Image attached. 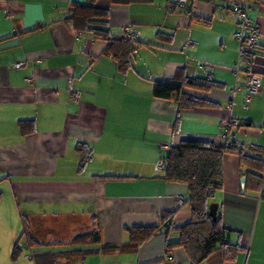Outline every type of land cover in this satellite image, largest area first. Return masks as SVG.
I'll use <instances>...</instances> for the list:
<instances>
[{
	"label": "crops",
	"instance_id": "1",
	"mask_svg": "<svg viewBox=\"0 0 264 264\" xmlns=\"http://www.w3.org/2000/svg\"><path fill=\"white\" fill-rule=\"evenodd\" d=\"M262 1L251 3L248 16L260 35L251 70L263 92L245 98L247 65L238 76L232 69L237 20L219 3L187 0L169 10L172 0H0V264H34L26 255L11 259L20 214L36 222L40 241L67 244L95 218L102 242L123 246L128 231L159 225L162 213L173 214L166 236L162 228L137 249L100 252L83 263H190L179 247L165 253V240L177 241L191 210L187 187L164 180L156 167L160 145L194 140L264 152ZM85 4L107 9L113 36L132 25L140 42L128 73L103 55L107 42L73 30V5ZM17 62L23 66L14 68ZM179 73L213 81L217 86L198 94L211 104L179 110L152 97V81L172 82ZM177 114L181 123L173 133ZM24 120L34 121L33 133H19ZM238 121L248 126L238 128ZM224 122H233L227 142ZM79 143L91 149L85 162ZM244 171L236 155L224 154L221 186L209 200L229 242L244 251L225 262L216 251L201 264H264V182L262 192L245 189Z\"/></svg>",
	"mask_w": 264,
	"mask_h": 264
},
{
	"label": "trees",
	"instance_id": "2",
	"mask_svg": "<svg viewBox=\"0 0 264 264\" xmlns=\"http://www.w3.org/2000/svg\"><path fill=\"white\" fill-rule=\"evenodd\" d=\"M112 3H128L130 1L148 0H111ZM251 3L261 0H250ZM264 3V1H262ZM107 9L96 8L93 4L73 5L70 18L72 28L76 32L87 33L92 39L107 42L103 55L110 57L116 64L117 70L126 74L131 69V60L140 41L125 39L124 31L113 36L107 29ZM259 44L246 54L244 68L247 73L251 70L252 58L258 53ZM242 67V65H241ZM259 75V74H258ZM260 76V75H259ZM217 86L208 78H188L182 73L176 74L175 81H152L151 95L153 98L173 102L179 110L198 105H210L207 100L200 98L199 93H206ZM180 117L177 114L172 126V132L177 133L180 127ZM238 128L247 127L238 121ZM19 133L27 135L35 131L34 121L24 120L18 123ZM227 142V141H225ZM255 149V148H254ZM256 150V149H255ZM77 151L85 162L91 155V149L86 144L79 143ZM236 155L239 165L245 169L244 187L250 191H263L264 182V152L257 150L255 155L246 154L244 149L228 143L214 144L211 142L185 140L175 147L162 152V178L168 182L183 184L189 191L187 204L191 210L190 220L178 228L176 242L165 240V253L179 247L185 253L189 264H201L212 253L219 251L222 262L233 261L238 253L244 251L240 244H232L228 240L227 229L217 217L212 220L208 214L209 200L222 181V158L224 154ZM212 189V190H210ZM264 197V192L262 193ZM1 198V194H0ZM159 225L139 226L128 231V240L123 246L108 245L102 242L101 228L95 218L86 233L73 237L67 244L55 241H40L37 238L36 222H31L24 214H20L21 233L15 240L11 259L17 260L26 255L34 264H84L87 256L100 252L109 253L121 247L137 249L165 228V236L172 227V213H162ZM91 221V222H92ZM43 247H47L44 249ZM54 248V249H53Z\"/></svg>",
	"mask_w": 264,
	"mask_h": 264
},
{
	"label": "built area",
	"instance_id": "3",
	"mask_svg": "<svg viewBox=\"0 0 264 264\" xmlns=\"http://www.w3.org/2000/svg\"><path fill=\"white\" fill-rule=\"evenodd\" d=\"M211 2L219 3L226 9H229L237 20L238 31L234 32L233 36L235 40L239 43V55L238 59L233 64V73L238 76L241 65L245 60L247 53L251 52L258 44L260 35L258 33L257 25L249 18L248 10L250 9L251 1L250 0H210ZM187 3V0H172L168 5V9L172 10L174 7L184 8ZM124 38L131 39L135 36L132 25H127L123 28ZM23 66L22 62H17L14 65V68H20ZM66 86L72 90L71 82H67ZM245 98H250L253 96H261L263 89L261 85L260 76L255 73H247L245 79ZM72 92V91H71ZM72 97H76L75 92L71 93ZM231 107V106H230ZM230 123L224 122L222 124L223 129V139L228 140V133L230 130ZM234 125L237 126V123L234 122ZM160 149L162 152L169 149L168 144H161ZM157 168L163 167L162 160H159L157 163ZM212 190V189H210Z\"/></svg>",
	"mask_w": 264,
	"mask_h": 264
},
{
	"label": "water",
	"instance_id": "4",
	"mask_svg": "<svg viewBox=\"0 0 264 264\" xmlns=\"http://www.w3.org/2000/svg\"><path fill=\"white\" fill-rule=\"evenodd\" d=\"M241 180H242V182H244L245 181V177H242ZM216 211H217V205L213 204V203L209 204V206H208V214H209V216H210V218L212 220L216 219Z\"/></svg>",
	"mask_w": 264,
	"mask_h": 264
},
{
	"label": "rangeland",
	"instance_id": "5",
	"mask_svg": "<svg viewBox=\"0 0 264 264\" xmlns=\"http://www.w3.org/2000/svg\"><path fill=\"white\" fill-rule=\"evenodd\" d=\"M236 31H238V29L236 30ZM233 34H234V32H233ZM234 37V36H233ZM234 39V38H233ZM235 42H236V44L239 46V43L235 40ZM2 192V190H0V193ZM19 225H20V228H18V234H17V236H16V239H17V237L20 235V233H21V229H22V226H21V223H20V221H19ZM15 242V241H14Z\"/></svg>",
	"mask_w": 264,
	"mask_h": 264
}]
</instances>
